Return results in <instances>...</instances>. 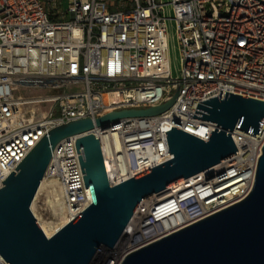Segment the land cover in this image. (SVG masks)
Here are the masks:
<instances>
[{"label":"built area","instance_id":"1","mask_svg":"<svg viewBox=\"0 0 264 264\" xmlns=\"http://www.w3.org/2000/svg\"><path fill=\"white\" fill-rule=\"evenodd\" d=\"M171 22L182 56L177 75L169 58ZM24 89L50 93L24 96ZM221 91V99L228 92L264 101V0H0V189L54 128L160 107L177 96L161 115L86 134L99 140L116 187L173 158L166 134L172 128L208 142L215 125L194 116L203 117L198 105ZM232 136L235 157L180 182L164 200L157 194L141 203L123 236L134 241L125 256L250 195L264 124L256 136L240 130ZM79 137L56 146L46 173L61 186L62 228L93 204ZM0 264L9 263L0 256Z\"/></svg>","mask_w":264,"mask_h":264},{"label":"water","instance_id":"2","mask_svg":"<svg viewBox=\"0 0 264 264\" xmlns=\"http://www.w3.org/2000/svg\"><path fill=\"white\" fill-rule=\"evenodd\" d=\"M198 105L194 119L215 125L208 142L177 128L166 132L173 158L111 187L99 140L87 133L108 129L126 118L158 116L167 104L148 110L121 109L97 120L82 119L47 133L0 189V256L9 264H92L102 248L113 250L141 203L167 193L180 182L237 155L233 132L260 133L264 101L225 92ZM76 142L86 188L93 204L48 237L32 205L46 177L56 146ZM250 195L209 218L131 252L120 264H264V147ZM103 264H110V260Z\"/></svg>","mask_w":264,"mask_h":264},{"label":"rangeland","instance_id":"3","mask_svg":"<svg viewBox=\"0 0 264 264\" xmlns=\"http://www.w3.org/2000/svg\"><path fill=\"white\" fill-rule=\"evenodd\" d=\"M166 2H169L171 0H164ZM169 35H170V51H169V58L172 63V69L174 75H177L178 71L181 69L182 66V56H181V51H180V46H179V41H178V35H177V25L175 22L169 23ZM53 92H62V91H53ZM50 93L48 91H42V90H27L24 89L21 91L20 94L24 96H29V95H41V94H46ZM59 192V188H58ZM54 200V197L51 193H49V190H44L39 197L35 200V213L38 216H42L44 219L49 220V221H55L58 222L60 218L55 215V210L53 207V204L51 203ZM34 213V212H33ZM34 215L36 216V214ZM134 245L133 238L131 239L130 237H124L121 242L118 244L117 247H115L112 251L107 248H102L92 264H103L106 261L110 260V263L112 261L117 260L118 257L124 256ZM110 252H113L110 255Z\"/></svg>","mask_w":264,"mask_h":264},{"label":"bare ground","instance_id":"4","mask_svg":"<svg viewBox=\"0 0 264 264\" xmlns=\"http://www.w3.org/2000/svg\"><path fill=\"white\" fill-rule=\"evenodd\" d=\"M58 188H59V192H58ZM44 190H49V193H51L53 195L54 200L51 203L53 204V207H54V210H55V215L58 216V218H60V220L58 222L49 221V220L44 219L42 216H38L35 213V210H34L35 209V203H36L35 201H34V203L32 205V211L36 214V217L40 220V222L44 226L45 232L48 235H50L51 233H54V232H56V231H58V230H60L62 228V224L64 223V220H65V206H64V203H63V200H62L61 186L56 180L49 179L48 176H46L45 179L42 182V185H41L40 190H39V192H38V194L36 196V199L39 197V195ZM169 193L170 192L160 194V195H158V197H161L162 200H164V199H166L168 197ZM112 251H114V250H112ZM112 253L113 252H110V255ZM124 256L118 257L117 260L112 261L110 264H120V262L122 261V258Z\"/></svg>","mask_w":264,"mask_h":264}]
</instances>
